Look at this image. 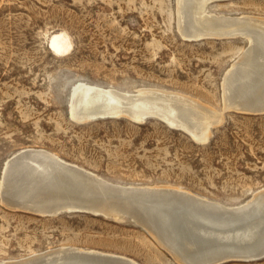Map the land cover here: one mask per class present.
Listing matches in <instances>:
<instances>
[{
  "label": "rangeland",
  "instance_id": "obj_1",
  "mask_svg": "<svg viewBox=\"0 0 264 264\" xmlns=\"http://www.w3.org/2000/svg\"><path fill=\"white\" fill-rule=\"evenodd\" d=\"M181 1L0 0V183L16 154L43 149L111 183L178 187L230 207L264 190V113L235 105L241 82L254 74L233 64L253 33L227 38L208 30L242 17L262 28L264 0L211 1L197 11L206 29L196 30L191 0ZM59 33L72 44L63 54L51 45ZM86 85L192 97L206 108L201 123L209 130L197 140L153 116L78 121L72 97ZM106 216L21 211L0 190V262L70 246L137 264H179L133 219Z\"/></svg>",
  "mask_w": 264,
  "mask_h": 264
},
{
  "label": "bare ground",
  "instance_id": "obj_2",
  "mask_svg": "<svg viewBox=\"0 0 264 264\" xmlns=\"http://www.w3.org/2000/svg\"><path fill=\"white\" fill-rule=\"evenodd\" d=\"M211 1L221 0H191L190 16L194 23H191L193 28L191 30L198 27L206 29L201 25V17L197 11ZM186 9L185 7L184 10ZM242 18L238 19L237 23L226 20V24L224 22L225 25L221 24L219 27L221 30H218V25L208 30L210 33L226 37L243 35L245 29L253 33L249 37L245 35L248 37L249 48L243 53L242 59L240 57V61L233 65L244 69L245 76L247 71L254 74L252 78H244L246 82L243 84L241 82L240 88L236 89L242 97L240 96L241 99L237 100L239 103L235 105L242 104L243 107L239 106L242 107L240 110L256 113L264 104V20H257L260 21L262 28H252L250 20ZM214 20L213 18L212 21ZM205 25L208 27L210 24ZM179 28L182 29L181 26ZM51 45L58 54L66 53L72 46L64 33L57 34ZM225 78L227 80V77ZM201 103L192 97L162 90L144 89L130 94L112 88L86 85L74 93L71 115L78 121H87L99 116L107 115L114 118L125 114L133 120L142 121L145 115L154 114L171 126L182 128L197 140H203L209 129L207 130L206 125L201 123L207 118L202 117V111L205 109L206 112V108ZM0 190L1 193L5 190L16 199L43 208L58 206L83 208L82 202L103 209L107 205H113L111 211L114 213L111 216L116 219L122 218L123 212L120 209L125 207L135 213L144 230L161 246L166 249L170 247L175 252L177 261L180 260L179 264L193 262L205 264L209 260L257 259L264 256V190L255 193L245 203L230 207L178 187L127 186L111 183L43 149L24 150L9 160L5 165ZM108 197L111 199L106 200ZM0 264L137 263L120 255L66 246L16 260L3 261Z\"/></svg>",
  "mask_w": 264,
  "mask_h": 264
},
{
  "label": "water",
  "instance_id": "obj_3",
  "mask_svg": "<svg viewBox=\"0 0 264 264\" xmlns=\"http://www.w3.org/2000/svg\"><path fill=\"white\" fill-rule=\"evenodd\" d=\"M259 109L260 110L257 111L256 113H264V104H263V107L259 108ZM152 116L160 118L159 116H156L154 114H152V115L148 114V115H145L142 120H145L148 117H152ZM104 117H110V116L105 115V116H99V117H95V118H91V119H98V118H104ZM176 128H179V127H176ZM179 129L182 130V128H179ZM185 133L188 134V136H190L192 139H194L191 136V134H189L188 132H185ZM1 195H2V198L4 199V201L8 205L13 207V208L26 210V211H30V212L35 213V214H40V215H45V216H58V215H61V214H64V213H92L94 215H106V214H108L107 216H111V214L114 213V212L111 211V207L113 205L112 206L111 205H107L106 208L103 209V208H97L95 205H87V204L82 202L81 205H83V208L66 207V206L48 207V208L44 207L43 208L41 206H33V205H30V204H28V203H26L24 201L16 199L13 196H11L9 193H7L5 190L2 191ZM113 198L118 200V198H116V197H113ZM105 199L106 200H110L111 198L108 197V198H105ZM120 210L123 212L121 214V216H126V217H129L130 219L135 218L136 222L138 224H140V226H142L141 225L142 224L141 221L136 218L135 213L133 211L129 210L130 211V213H129L128 209H126L125 207H123V209H120ZM165 250L173 258V260H175V262L178 263L180 261V260L177 261L178 257L175 255V252L170 249V247L168 249L165 248ZM193 252H195V251H193ZM263 257L264 256L259 257L257 259H237V260H235V259L225 260L224 259V260H221V261L209 260L205 264H223V263H226V262H234V261L251 262V261L259 260V259H261ZM198 263L199 262H193L192 264H198Z\"/></svg>",
  "mask_w": 264,
  "mask_h": 264
}]
</instances>
